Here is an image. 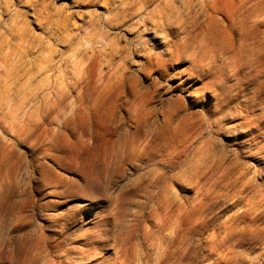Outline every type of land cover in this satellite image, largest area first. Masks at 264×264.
Returning <instances> with one entry per match:
<instances>
[{
    "label": "rangeland",
    "instance_id": "374dc122",
    "mask_svg": "<svg viewBox=\"0 0 264 264\" xmlns=\"http://www.w3.org/2000/svg\"><path fill=\"white\" fill-rule=\"evenodd\" d=\"M0 264H264V0H0Z\"/></svg>",
    "mask_w": 264,
    "mask_h": 264
},
{
    "label": "bare ground",
    "instance_id": "6f19581e",
    "mask_svg": "<svg viewBox=\"0 0 264 264\" xmlns=\"http://www.w3.org/2000/svg\"><path fill=\"white\" fill-rule=\"evenodd\" d=\"M122 117V116H121ZM121 125V124H120ZM115 139V138H114ZM116 155H113L112 157L114 158ZM80 205V207H84L85 205H87L86 203H84V204H79Z\"/></svg>",
    "mask_w": 264,
    "mask_h": 264
}]
</instances>
